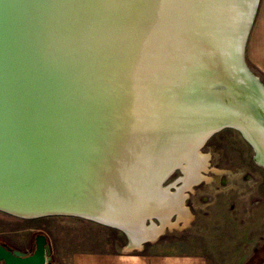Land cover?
Wrapping results in <instances>:
<instances>
[{
    "label": "bare ground",
    "instance_id": "1",
    "mask_svg": "<svg viewBox=\"0 0 264 264\" xmlns=\"http://www.w3.org/2000/svg\"><path fill=\"white\" fill-rule=\"evenodd\" d=\"M67 1L64 7L67 14L64 12L59 20L53 13L60 5L56 0H0V199L22 209L63 204L57 201L68 195L72 183L69 179L73 181L77 172L76 168L71 174L76 148L73 143L77 141L80 145L84 135L85 156L90 158L103 152L110 163L100 178L90 182L95 188L94 197L102 196L97 199L104 203L94 200L91 203L94 207L88 208L107 215L113 210L112 202L120 205L118 211L125 212L127 220L118 222L127 228L131 244L137 245L162 231L153 221L147 226L146 215L139 221L141 214L154 211L155 216H147L156 217L165 225L166 217L183 211L185 190L203 179L199 150L205 143L198 150L199 146H192L213 122L220 120L221 115L216 117L219 109L222 113L229 111L222 115L223 119L245 123L237 129L254 145L256 160L264 165V84L251 71L246 82L240 81L242 70L238 69L236 76L239 66L235 48L244 45L245 59L253 23L252 20L249 25L253 8L250 13L245 10L257 0ZM238 4L243 5L244 14L232 12V7ZM245 22L248 26L244 31ZM56 33L68 34L61 40L70 48L87 42L84 49L93 50L94 74L89 80V71L80 82L77 74L75 78L71 74L65 78L67 73L55 80L56 68L50 62L57 54L50 53L53 49L48 45H51L49 38ZM101 36L102 45L110 47L109 53L116 55L112 62L115 66L109 68L120 75L116 74L117 85H113L120 90L119 103L125 104L117 107L115 98L114 112L111 109L106 113L101 109L112 103L110 93L90 91L87 83L98 78L95 71L100 52L104 53L99 43ZM37 46L40 49L37 59L46 61L39 62L44 66L38 72L44 80L41 86L54 96L55 111L64 109L67 102L72 108L67 114L73 113L72 117H55L48 122L47 127L54 125L59 140L53 151L34 103L41 86L31 80L38 90L32 98L29 79L22 71L26 62L34 60L28 53ZM58 62L66 72L76 68L68 61ZM111 77L115 76L108 77L105 73V82ZM70 90L72 102L57 99V93L67 96ZM67 133L70 136L66 137ZM74 135L78 136L76 140ZM87 136L91 140L85 145ZM84 147L80 157H84ZM139 152L144 153V159L134 161L133 155ZM173 153V161L188 160L181 166L185 175L181 179L183 185L175 193L168 192L170 187L164 188V181L158 191L150 187L146 193L150 197L117 198V180L126 175L131 179L129 170L137 168L139 178L144 174L151 179L160 178L166 167L165 156ZM97 159L95 162L100 164L101 159ZM96 163L92 161L89 165ZM144 167H152L154 171L149 173ZM166 177L167 174L163 175L160 182ZM48 191L52 192L51 198L45 196ZM127 210L132 213L130 217Z\"/></svg>",
    "mask_w": 264,
    "mask_h": 264
},
{
    "label": "rangeland",
    "instance_id": "2",
    "mask_svg": "<svg viewBox=\"0 0 264 264\" xmlns=\"http://www.w3.org/2000/svg\"><path fill=\"white\" fill-rule=\"evenodd\" d=\"M245 62L264 84V73L249 59L247 45ZM255 150L234 127L210 136L199 150L203 179L183 193L186 197L182 208L186 212H180L183 214L180 217L177 212L171 218L166 217L165 225L156 217L145 221L147 226L153 221L162 230L155 238L214 236V240L207 241L209 244L220 245L228 256L239 255L243 247L247 262L264 243V165L256 160ZM184 176L183 168H177L163 183L164 188L170 187L168 192L175 193L183 185ZM37 233L47 235L54 264H66L76 252L136 250L140 245L131 244L126 231L89 218L72 215L24 218L0 210L1 241L29 252L35 247Z\"/></svg>",
    "mask_w": 264,
    "mask_h": 264
},
{
    "label": "water",
    "instance_id": "3",
    "mask_svg": "<svg viewBox=\"0 0 264 264\" xmlns=\"http://www.w3.org/2000/svg\"><path fill=\"white\" fill-rule=\"evenodd\" d=\"M59 2L60 5L63 3V1L65 2V4L63 3L61 6H58V10L53 9V13L56 17H58V19L60 20V18H62L64 14V12H66L68 9L64 8L67 5V2L69 3V1L67 0H56V2ZM258 3L259 0H257L256 4L252 5L253 3H251V7L250 8H246L245 13H250V9L253 8V11L251 13V19L249 21V25L251 24V21L253 19V16L255 17L256 11L258 7ZM239 12L243 13V5L242 4H238L236 6L232 7V12L235 14ZM56 12V13H55ZM244 14V13H243ZM248 22V20H247ZM245 22V27H244V31L246 30V27L248 26V23ZM253 24V23H252ZM252 27V26H251ZM75 31V30H74ZM63 32V31H62ZM67 36L68 34H62V33H56L54 35H52L49 40H51V45H48L49 48H52L53 50L50 51V53H56L57 57L54 58V61L50 62V65L52 68H56L55 72H54V76H55V80H57L60 75L61 76H65V78L68 75H73V77H76V74L79 75V82L82 80V77L87 73V71H89L88 74V78L87 80L90 79L91 75L94 74L93 72V64L95 63V58L93 55V50H88V49H84L85 45H87L86 47H88L87 42L84 43H78L75 44L73 47H69V45L67 43H63V39L61 40L62 36ZM61 42V43H60ZM73 43H74V39H73ZM100 48L101 50L104 52L99 59V64H98V70H94L95 73H98V78L94 79V81L92 82V79L90 81H87L88 84H90L89 86V90L92 91H104V92H108L110 93V98H111V104L108 108L103 107L101 109V112L104 110L103 113H106L107 111L112 110V112H114L115 106H113V104L116 102L115 98L117 99V107H119L121 104L125 105L124 103H119L118 101V94L120 93V90L117 86H114L113 84L117 85L115 82V78L117 77V75L120 77L119 73H114L113 70L109 67H114L115 65L112 64V62L115 60L116 55H111L109 53L110 47H104L102 45V36L100 39ZM50 44V43H49ZM109 48V49H108ZM70 49V50H69ZM236 49V56H237V61H238V66L239 68H237L236 70V76L238 73V69L242 70V75L240 76V81L246 82V76L247 75H251L250 74V69L248 68V66L246 65L245 59H244V45L243 46H239L237 45ZM39 52L40 49L37 46V48L32 49V51H29V56L31 57V54L34 56V60L31 61V63L26 62L23 66V73L25 75H27V78L29 79L28 82V90L31 91L32 94V98H34L33 96L34 93H38V90H36V88H34V83L31 82V80L35 81L36 86H41V83L44 82L43 78L40 77V75L38 74L40 68H43L44 66L42 64H39V62H44L46 63V61L43 60H38L37 56H39ZM40 57V56H39ZM32 58V57H31ZM60 60L65 61V62H69L72 63V65H75L76 68L73 69V71L71 72H66V69L62 66V65H58L60 62H58ZM57 61V62H55ZM106 63V66H105ZM82 69V70H81ZM77 70V72L75 71ZM111 72L110 75H114L115 77H111L109 78L108 81L105 82V73L106 75L109 77L110 75H108V73ZM103 74V75H101ZM73 77L70 78L71 80H73ZM129 76H127L128 79ZM114 78V79H113ZM106 83L108 85H106ZM30 86V87H29ZM242 87V85H241ZM38 89V88H37ZM263 89V88H261ZM41 92H40V96H36L34 103L36 104L35 107L39 108V118H41V122H42V128H44L45 132H46V136L48 139V145L51 146V151H53V147H55V145L59 142V140L56 138V133L54 130V125H52V127H47V124L49 121H51L52 119L58 118V119H64V118H69L70 116H73V113L67 114L68 110H72V108L69 106V104L66 102V107L64 109H58L57 111H55L54 109V103H55V99L54 96L50 93V90H46L44 88V85L41 86ZM119 90V92H118ZM100 91V92H101ZM264 92V90H263ZM57 99L61 100L63 98L64 101L66 100H70L72 102V100H74V98L72 97V92L70 90V93L67 96H63L61 94V96L59 95V93L56 94ZM118 110L122 109V108H117ZM221 109H219V114H216V117L219 118V115H221V118H219V121H215L213 122L198 138V140L196 141V143L192 146V148H195L196 146H199L196 148V150H198V148H200V146H202L207 139L212 136L214 133H216L217 131L225 128V127H234V128H239V125H243L245 123L238 121V120H228V119H223L222 115L228 113L229 111L226 109L225 112H221ZM90 114V112L88 113V115ZM127 114V113H126ZM56 115V116H55ZM70 119H66L67 122H69ZM21 128V127H20ZM19 128V129H20ZM117 128V127H116ZM245 133V132H244ZM71 137L73 135V133L71 132ZM67 133V136H70ZM78 136L74 135L73 136V140H76ZM86 138V137H85ZM63 139H65V143H68L67 139L63 136ZM203 139V140H202ZM91 140V138L89 136H87V140L85 141V145L89 144V141ZM202 140V144L200 145ZM77 141H75L73 143V145H75V153L73 152V156L71 159V174H72V170H76L77 168V172L76 175L73 177V181L71 179H69L72 183H74V186L72 185V183L70 184V191L67 192L68 195L64 196L63 198H60L57 202L59 201H63V204L61 202H59L58 204H52V205H45V206H41V207H30L29 209H22L20 207H13L12 203H7L6 201L0 199V210L4 211V212H8L11 214H14L16 216L19 217H24V218H34V217H40V216H45V215H51V214H64V215H74V216H79V217H85V218H90L92 220H96L99 222H103L105 224L108 225H114L115 227H121L122 230L124 229V231L127 232V228H125L123 225V222H118L119 219L122 220H127L125 219L124 215L125 212L123 211H118V207H120V205H113V204H117L116 202H112V207L113 210H111V212H108L107 215H104L102 213H98L96 212V210H93V208H88V207H94L92 206V202L95 200L98 203H104V201L102 199H97L99 197H94V191L95 188L93 186L90 185V182L92 181L93 178H100L103 174V171L105 169V167L107 165H109L110 163L107 162L108 159L103 157V152H97L95 153V155H92L90 158L89 156H85L87 155V149L86 147H84L83 142H84V135L83 137H81V144L78 145L76 144ZM254 142V141H252ZM198 144V145H197ZM254 146V145H253ZM81 147H84L83 150V156L84 157H80V153H81ZM78 148V149H77ZM144 153L143 152H139L138 154H134L133 155V160L134 161H141L144 159ZM97 157H99L101 159V163L98 164L95 161L98 160ZM166 158L164 159L165 161V169L163 170V172L161 173L160 178L157 179H151L150 177H145V174L142 178H139L138 173H137V168H134L133 170H129V175L131 177L127 178L123 177L121 179H118V185H117V191L118 193L116 194L117 198H121V197H127V199L129 197H137V195H143L145 197H150L147 196L146 193H149V189L151 186H153V188L157 189L156 191H158V188H160V186L162 185V183L165 181V179L160 182V179L163 177V175L167 174L166 180L168 179V177H170V175L179 167H181L184 163H186L188 160L184 159V158H180L178 160L173 161V157H175V153L173 154H167L165 156ZM96 163L97 165L95 166H91L89 165V163L91 162ZM135 162V163H138ZM79 166V167H78ZM145 171L147 172H153V168L152 167H144ZM70 174V172H69ZM135 179V180H133ZM75 187V188H74ZM52 192L48 191L45 196H49L50 198L52 197ZM11 199V198H10ZM15 201V200H14ZM64 201L65 204H64ZM54 208H59L61 210H56L53 211L52 209ZM63 208H69V209H63ZM52 210V211H49ZM154 211L151 212H144L141 214V217L139 218V221H142V218L146 215V219H148L150 216L147 215H156L154 214ZM129 214L131 215L132 213L128 212L127 210V217H130ZM0 264H54L53 260H52V249H51V245L49 243L48 237L46 234L44 233H37L35 236V247L33 249V251L31 253H28V251H24L21 250L19 248H15L10 246L7 242H3L0 240Z\"/></svg>",
    "mask_w": 264,
    "mask_h": 264
},
{
    "label": "crops",
    "instance_id": "4",
    "mask_svg": "<svg viewBox=\"0 0 264 264\" xmlns=\"http://www.w3.org/2000/svg\"><path fill=\"white\" fill-rule=\"evenodd\" d=\"M247 55L264 73V0H259L258 3L247 40ZM181 215L179 214L178 217ZM235 232L238 233L237 230ZM239 233L241 234L239 239L242 240L243 230ZM236 236L238 238V235ZM209 239L214 240V236L186 239L155 238L140 243L136 250L76 252L66 264H244L246 262L243 247L240 248L239 255L228 256L225 255L226 251L222 249L223 247H219L220 245L209 244L207 242Z\"/></svg>",
    "mask_w": 264,
    "mask_h": 264
},
{
    "label": "trees",
    "instance_id": "5",
    "mask_svg": "<svg viewBox=\"0 0 264 264\" xmlns=\"http://www.w3.org/2000/svg\"><path fill=\"white\" fill-rule=\"evenodd\" d=\"M264 260V243L260 248L248 259L245 264H261Z\"/></svg>",
    "mask_w": 264,
    "mask_h": 264
},
{
    "label": "flooded vegetation",
    "instance_id": "6",
    "mask_svg": "<svg viewBox=\"0 0 264 264\" xmlns=\"http://www.w3.org/2000/svg\"><path fill=\"white\" fill-rule=\"evenodd\" d=\"M3 242H5V241H3ZM9 244V243H8ZM10 245V244H9ZM10 246H12V245H10ZM13 247V246H12ZM33 251V250H32ZM32 251H29L28 253H31Z\"/></svg>",
    "mask_w": 264,
    "mask_h": 264
}]
</instances>
